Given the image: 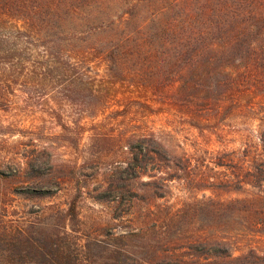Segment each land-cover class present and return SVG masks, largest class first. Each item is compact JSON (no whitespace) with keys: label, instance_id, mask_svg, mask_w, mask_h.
I'll use <instances>...</instances> for the list:
<instances>
[{"label":"rangeland","instance_id":"obj_1","mask_svg":"<svg viewBox=\"0 0 264 264\" xmlns=\"http://www.w3.org/2000/svg\"><path fill=\"white\" fill-rule=\"evenodd\" d=\"M214 2L0 0V264H264V105L184 70Z\"/></svg>","mask_w":264,"mask_h":264},{"label":"trees","instance_id":"obj_2","mask_svg":"<svg viewBox=\"0 0 264 264\" xmlns=\"http://www.w3.org/2000/svg\"><path fill=\"white\" fill-rule=\"evenodd\" d=\"M206 26L208 29L205 30L196 31L194 28L183 41V44L186 42L187 47L189 46L186 61L189 64L184 70L200 78L193 88L200 85L213 88L218 69L216 67H220L227 79L223 82L215 81L216 88L223 84L225 87H232L233 83H245L252 87V92L258 95L264 105V0H216L210 6ZM184 52L185 50H179V57H183ZM204 89L205 86L201 92ZM262 117L260 121H263V125L257 149L264 158V116ZM165 152V148H161L158 154L164 158ZM73 210L75 207H72Z\"/></svg>","mask_w":264,"mask_h":264}]
</instances>
